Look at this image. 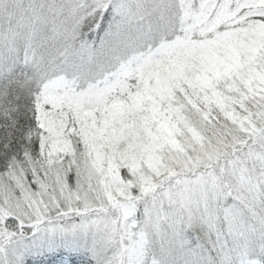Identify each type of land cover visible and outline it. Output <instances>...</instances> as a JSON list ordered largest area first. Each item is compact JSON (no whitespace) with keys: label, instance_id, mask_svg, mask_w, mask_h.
<instances>
[{"label":"snow or ice","instance_id":"obj_1","mask_svg":"<svg viewBox=\"0 0 264 264\" xmlns=\"http://www.w3.org/2000/svg\"><path fill=\"white\" fill-rule=\"evenodd\" d=\"M0 264H264V0H0Z\"/></svg>","mask_w":264,"mask_h":264}]
</instances>
